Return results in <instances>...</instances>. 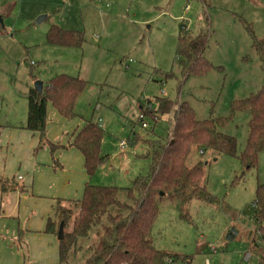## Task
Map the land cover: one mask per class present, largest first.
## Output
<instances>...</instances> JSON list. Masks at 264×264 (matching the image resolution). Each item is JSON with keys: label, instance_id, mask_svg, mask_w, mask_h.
Wrapping results in <instances>:
<instances>
[{"label": "rangeland", "instance_id": "rangeland-1", "mask_svg": "<svg viewBox=\"0 0 264 264\" xmlns=\"http://www.w3.org/2000/svg\"><path fill=\"white\" fill-rule=\"evenodd\" d=\"M42 16L47 18L38 22ZM0 17V142H5L0 143L4 154L0 167L7 166L11 184L26 185L33 176L36 188L50 194L46 203L56 194L73 200L83 195L87 174L76 150L52 151L47 143L36 147L37 158L33 155L30 165L22 157L21 142L26 140L20 133L27 130L28 95L38 80L47 83L61 73L87 80L74 117L55 110L58 122L50 115L54 106L48 104L46 137L54 143L56 135L71 136L87 121L101 119L102 150L109 160L91 177L96 185L131 186L149 170L144 156L147 141L171 139L174 114L147 115L145 128L139 119L145 111L142 107L150 103L156 107L158 97L177 101V107L188 102L198 119H224L219 130L236 138L237 156L195 151V161H209L205 185L213 199H193L185 206L177 199L160 200L151 241L167 253L189 256L191 264H260L255 246L264 242L253 218V202L258 183L264 182V153L257 169L247 170L241 163L250 115L233 113L232 103L264 84L253 47L255 39L264 37V0H0ZM52 24L83 31L82 48L48 43ZM181 32L206 37L203 56L212 68L185 76L177 54ZM135 135L140 141L131 144ZM58 141L63 144L68 139ZM121 141L128 146L121 147ZM119 197L128 200L125 190ZM111 211L129 212L117 206ZM41 215L48 217L45 212ZM232 230L237 235L229 240ZM95 232L85 247L95 240ZM41 236L44 240L37 251L45 246L58 262V235L42 232ZM85 250L72 255L70 263L84 264Z\"/></svg>", "mask_w": 264, "mask_h": 264}, {"label": "trees", "instance_id": "trees-1", "mask_svg": "<svg viewBox=\"0 0 264 264\" xmlns=\"http://www.w3.org/2000/svg\"><path fill=\"white\" fill-rule=\"evenodd\" d=\"M84 32L52 24L47 32V42L52 45L82 48ZM253 47L258 52L264 75V37L255 39ZM205 36H189L181 32L178 37V60L185 76L191 72H205L212 63L203 53ZM88 85L80 76L67 73L57 74L44 83V90L38 96L34 87L28 95V114L25 128L40 135L39 147L49 143L51 150L63 147L49 142L46 137L48 104L66 118L76 115L78 97ZM151 102V101H150ZM170 98L158 97L157 106L145 107L147 115L174 114L171 139L161 138L147 141L149 149L144 155L148 160L147 174H139L131 186L96 185L90 179L98 168L108 162L103 153V130L99 122L87 121L76 133L72 145L84 156L89 180L85 183L80 199L64 201L58 199L55 219L49 218L46 231L58 235L61 222L65 223L64 238L59 239V264H72L70 258L79 250L86 249L84 264H191L192 259L184 254H170L154 246L151 241L153 223L158 214L159 201L165 198L177 199L182 206L193 199L211 202L213 197L205 185L206 165L209 161L194 160V153L201 155L237 156V140L234 136L219 130L221 118L198 119L195 110L188 104ZM246 111L250 115L249 136L246 148L239 158L247 170L257 169L259 157L264 153V84L261 89L247 98L232 103V112ZM142 120L141 117L139 118ZM1 127V124H0ZM146 140V139H145ZM140 138L135 135L131 144ZM5 182L0 189L6 192ZM121 190L128 200L121 201ZM128 209L129 212L113 213V207ZM253 218L261 231L264 242V182H259L253 202ZM71 225V229L68 226ZM95 232V240L87 247L84 242ZM260 264H264V246L256 242Z\"/></svg>", "mask_w": 264, "mask_h": 264}, {"label": "crops", "instance_id": "crops-1", "mask_svg": "<svg viewBox=\"0 0 264 264\" xmlns=\"http://www.w3.org/2000/svg\"><path fill=\"white\" fill-rule=\"evenodd\" d=\"M55 110L57 109H53L52 114L50 115L56 116L57 119L58 115H56ZM57 121L61 122V119L58 118ZM51 123H56V120H51ZM1 127L0 130L2 129ZM82 127L77 128L74 132H72L71 136L69 135V132H63L64 136L56 135L53 138L55 142H57H54L55 144L63 145L60 150H76V154H80V156H82L81 160L84 162L85 166L83 154L72 145L76 133ZM7 132H5V134H7ZM20 136L26 140L21 142L25 144L24 147L22 146L23 149L21 150L22 157L25 158L24 160L30 165V163L33 162L32 158H35L33 157L34 150L39 146L40 135L37 132L27 129L25 131H21ZM5 137H7V135H5ZM63 138H67L68 142L63 144L58 143L61 142L58 141V139ZM0 143L4 144L5 142L2 141ZM1 156L2 158L4 157L2 152L0 154V158ZM34 156L37 158V154ZM7 176V166L2 165L0 167V189L2 186L1 183L5 182L6 184L3 183L4 188L6 189L4 195L7 196V199L4 200V196H2L0 192V264H59V240L57 257L58 262L57 259H54L53 253L51 257H49V253L45 246L39 252L37 251V247L42 245L44 240L41 233L47 232L46 227L48 219H55V208L58 199L69 201L76 198H63L56 194V196L50 197L46 203L44 198L50 194L49 192L42 191L40 188H36V182L33 176L28 177L26 185L18 186L11 184L9 176L8 178ZM86 176L85 183L89 180L88 175ZM3 177L7 179H4ZM18 178L20 180L24 179L22 175H19ZM82 179L83 178L81 177L80 180ZM77 199L80 198L78 197ZM43 212L48 213V217L45 218L44 215H41ZM38 239H40L39 242L36 241ZM33 244L35 246L34 248Z\"/></svg>", "mask_w": 264, "mask_h": 264}, {"label": "water", "instance_id": "water-1", "mask_svg": "<svg viewBox=\"0 0 264 264\" xmlns=\"http://www.w3.org/2000/svg\"><path fill=\"white\" fill-rule=\"evenodd\" d=\"M46 18H47L46 16H42V17H40L38 19V22H41V21H43ZM0 22H2L1 17H0ZM34 88L36 89L38 96H40V94L44 90V82L41 81V80L36 81ZM64 226H65V223L64 222H61L60 228H59V233H58V239H63L64 238ZM236 235H237V232L235 230H232L229 233V235H228V239L229 240H232V239H234L236 237Z\"/></svg>", "mask_w": 264, "mask_h": 264}, {"label": "built area", "instance_id": "built-area-1", "mask_svg": "<svg viewBox=\"0 0 264 264\" xmlns=\"http://www.w3.org/2000/svg\"><path fill=\"white\" fill-rule=\"evenodd\" d=\"M179 105H180V104H179ZM141 118H142L141 121H142V125H143V127H145V128L148 127L147 122L144 121L145 117H144L143 115H141ZM98 122H99V125L102 126V124H101V123H102V120L100 119ZM128 144H129V143H128L127 141H121V147H123V148L127 147Z\"/></svg>", "mask_w": 264, "mask_h": 264}]
</instances>
